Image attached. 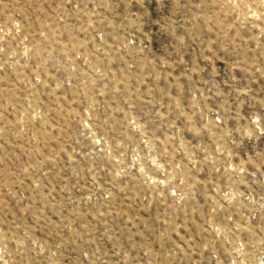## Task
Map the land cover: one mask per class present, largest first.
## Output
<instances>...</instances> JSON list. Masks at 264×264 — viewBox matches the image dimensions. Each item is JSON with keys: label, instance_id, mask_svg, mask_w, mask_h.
<instances>
[{"label": "rangeland", "instance_id": "obj_1", "mask_svg": "<svg viewBox=\"0 0 264 264\" xmlns=\"http://www.w3.org/2000/svg\"><path fill=\"white\" fill-rule=\"evenodd\" d=\"M0 264H264V0H0Z\"/></svg>", "mask_w": 264, "mask_h": 264}]
</instances>
